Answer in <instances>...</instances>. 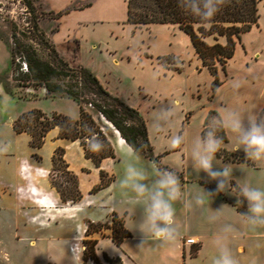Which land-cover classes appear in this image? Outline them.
<instances>
[{"label": "crops", "instance_id": "obj_1", "mask_svg": "<svg viewBox=\"0 0 264 264\" xmlns=\"http://www.w3.org/2000/svg\"><path fill=\"white\" fill-rule=\"evenodd\" d=\"M42 1L48 5L52 12L58 14V18L55 20V29L51 33V40L58 51L71 64L81 65L90 69L110 92L142 114L146 120L148 137L153 147L154 155L158 157L159 162L163 166L175 171L180 178L182 198L175 204L176 219L180 226L177 238L173 241L164 242L145 232L148 243L142 248L138 246L143 237L136 235V230H133L134 224L140 215V210L133 201V197L124 195V201L128 204L134 203L137 207H117L116 198L114 197V183L97 192L96 196L105 193L112 196V198L110 197V206L107 207L106 221L102 223L110 224L112 215L116 214L123 220L125 228L132 234V237L124 239L120 245H117L110 237V234L99 235L95 233L92 238L98 242L96 253L101 262L110 264L104 261L102 257L104 253L99 249L102 240L110 239L119 248L112 251V253L106 254L110 258H120L123 264H210L211 257L214 254L211 236L216 224L230 222L239 228L241 233L240 238L233 244V251L241 260V264H247V259L253 255L257 257L258 264H264V225L251 227L245 223L239 213L245 211L246 206H235L236 198L234 196L223 192L214 193L212 197L204 194L203 189L206 192L213 193L216 185L214 181L208 182L205 178H199V175L193 171L188 145L169 149L168 147L156 146L151 142V126L150 120L147 118L152 111H155L152 101L154 100V103L158 101L156 98L158 97L157 84L153 79H135L125 73V64H128L126 60L131 59L127 54L125 55V52L121 53L116 45L111 44L114 39L117 40L119 38L121 31H123L121 27L128 23V0ZM103 41L107 42V47L104 50H102ZM221 41L223 42L224 40ZM208 42L213 43L214 41L208 39ZM196 56L202 66V61L197 54ZM135 57L142 58V54ZM156 59L159 61L158 56ZM97 60L101 64H98ZM230 61L225 71L219 68L218 77L221 83L215 90L213 88L215 76L206 67H202V70L197 68L200 72L208 71L210 79L208 80V88L205 93L199 95L200 92L197 90L200 100L195 108H190L191 112L187 116V121L190 118V122L185 128L184 134L189 141L202 133L210 112L220 114L225 107L237 106L241 109H251V112L258 116L264 115V74L258 76L250 71L232 70L229 64ZM236 79L243 81V86L238 91H234L231 88V82ZM43 92L46 94L44 89ZM7 93L9 92L7 91ZM50 132H54V136H56L54 140L59 141L53 149L63 148L65 150L67 167L71 173L78 176L80 191L82 194H90L89 192H92L101 181L100 177L94 176V179H90L86 176L84 169L92 172V166L84 161L86 158L80 143L78 141L60 139L58 129ZM225 134L227 141L222 143L221 149L233 154L234 157L242 158V160H224L217 155V163L221 166L228 165L233 169V183L240 184L246 179L248 182L264 188V161L245 160L243 151L238 149L234 135L227 129H225ZM112 143L116 157L104 160L103 167L114 162L119 154L125 156V153L130 150L129 145L120 135H115ZM22 158L23 160L20 162L22 165L20 164L15 171L16 176L21 178L22 183L16 188L11 184H4L0 191V196L3 194L12 196L14 194L15 200L18 201L15 207L17 212L19 208L25 210L23 213L26 217L24 225L37 233V237L30 241L33 251L37 250L39 244L43 247V260L37 263L95 264L92 261L84 262L82 260L84 248L78 247L83 241L84 236L82 234L86 231L84 227L81 235L56 237L50 233L52 227L58 224L56 219L62 217L66 211H72L68 208H72V206L65 204L63 205L64 209H56L55 204L60 199L56 195H49L44 189V185L40 187L35 184V178H26L24 176L27 166L33 164V153L28 152V155ZM144 161H149L153 165V161L140 156L139 163H144ZM50 163L52 164L51 160L48 165ZM95 173L97 174V172ZM204 175V173H201L200 177H204ZM29 189H34L30 195L35 197V202L28 204L25 208L21 204L23 202L21 196L26 194ZM197 193L202 195L203 203L199 206L194 203L190 207L186 206L184 203L185 199H190L191 196ZM42 195L46 196V200L43 199L42 204H39L37 202L40 200L38 197ZM86 199L82 201V205L81 203L74 205L73 211L78 212L93 201V199L87 201ZM222 205L223 208L218 214L216 223H209L207 218L209 215L214 214L212 210H219ZM26 209H32L35 214H39V216L42 214L44 217L42 220L37 221L36 217H34L35 214L30 215ZM17 224L20 223L17 222ZM135 238L139 241L133 247V244L129 243ZM188 238H194L196 244H186L185 240Z\"/></svg>", "mask_w": 264, "mask_h": 264}, {"label": "rangeland", "instance_id": "obj_2", "mask_svg": "<svg viewBox=\"0 0 264 264\" xmlns=\"http://www.w3.org/2000/svg\"><path fill=\"white\" fill-rule=\"evenodd\" d=\"M29 4H31V7ZM258 8V24L254 25L250 31L242 34L229 64L232 70L250 71L262 76L264 74V3H260ZM54 17L55 15L52 14L48 5L42 0H0V35L9 37L12 32V26L16 25L20 32L25 33L28 38H33L34 30L32 26L36 19L40 29L44 31L46 38L52 43L51 33L55 29L56 20ZM121 28H123V31H121L119 38L117 40L114 39L111 44L116 45L121 53L125 52V55L127 54L131 59L126 60L128 64H125L126 71L124 70V72L135 79H153L157 84L158 97L156 98L158 101L155 103L154 100L152 101L155 111L170 102L174 103L175 119L171 126L157 132L152 127V117L155 111H152L147 118L150 120L151 142L159 147H167L165 136L170 132L182 131L184 133L186 126L190 122V118L187 121V116L191 112L190 108H195L200 100L197 90L200 92L199 95L205 93L208 88L207 83L210 79V73L197 70V68L202 70L203 66L197 59L189 36L178 26L158 24L151 27H136L127 23ZM106 43L103 41L102 50L106 49ZM8 47L6 41L0 38V191L6 183L11 184L15 188L22 183L21 178L16 176L15 171L21 164L22 157H26L28 152H32L33 164L27 166L24 176L26 178H35V184L40 187L44 185V189L49 195H56L60 199L55 204L56 209H64L63 205L65 204L72 206V208L68 207L72 211H66L63 216L61 215L62 217L56 219L58 224L52 227L50 233L56 237L81 235L83 227L87 229L90 221L94 222L96 227L106 221L107 207L110 206V197L112 198V196L108 193L96 196L97 192H89L90 194L88 195L83 194V198L79 202L81 205L85 198H87L86 201L91 199L93 201L82 209H78V212L73 211V207L76 204L64 203L61 200L60 193L57 191V187H59L70 193L74 188L72 175L66 173L70 169L60 163L56 165L55 169L53 162L48 165L50 160L53 161L55 155L57 157L60 156V152L56 151L61 148L53 149L59 142L54 140L56 137L54 136L55 133L50 132L47 135L41 148L32 149L29 136L26 134L17 135L13 129L16 120L20 116L32 111H41L48 116L62 115L71 119H79V106L66 97L48 98L42 88H37V90L18 89L12 81V59L11 51ZM35 47L42 58H50L47 49L37 44H35ZM139 54H142V58L135 57L136 55L139 56ZM157 56L158 58L172 57L177 61L171 59L168 60L170 64L165 65L157 61ZM18 65L22 66V72H26L24 65L20 61H18ZM71 65L74 68L79 67L75 64ZM8 86H10L12 93H7ZM115 132L117 131L111 130L112 141L115 138ZM124 158L125 156L119 154L114 162L106 167H103V162L100 168H96L91 161L84 159L92 166V172L87 169H84V171L88 178L94 179V176H97L100 177V181V171H104L108 174L105 182L111 177L113 179L111 184H115L114 197L116 198V206L134 207L136 206L134 203L128 204L124 201L125 196H132V194L119 188V178ZM63 160L67 164L65 150ZM141 164L150 169L152 168V164L149 161H144ZM75 176L78 178L77 175ZM114 180L116 181L114 182ZM78 184L80 187L79 179ZM29 190L21 196L23 200L21 204L25 208L28 204L35 202V197L30 195L34 189ZM43 197L46 196H39L38 199L41 200L42 198L43 200ZM37 202L41 204L39 200ZM17 204L18 201L15 200L14 194L12 196L8 194L0 196V264H38V261L42 262L43 260V247L39 244L37 250L33 251L30 241L37 237V233L24 225V222H26V217L23 214L25 210L19 208L17 212L15 208ZM26 210L29 211L30 215L35 214L32 209ZM34 217L38 221L42 220L44 216L35 214ZM17 222L20 224H17ZM110 233L111 231L106 230L97 234ZM82 235L84 236L83 239H85V233ZM136 235L142 236L138 230H136ZM138 241L135 238L129 244H133L134 247ZM78 247L84 248L82 243ZM117 248L119 247L110 239L102 240L99 245L100 251H103L104 254L112 253Z\"/></svg>", "mask_w": 264, "mask_h": 264}, {"label": "trees", "instance_id": "obj_3", "mask_svg": "<svg viewBox=\"0 0 264 264\" xmlns=\"http://www.w3.org/2000/svg\"><path fill=\"white\" fill-rule=\"evenodd\" d=\"M264 0H227L217 15L206 24H201L195 18L182 11L177 0H128V23L136 27H149L154 24L176 25L183 30L192 42V45L202 61V66L210 70L215 76L214 90L220 85L218 70H226L228 62L233 58L236 47L241 40L242 34L251 30L258 24L259 5ZM31 4H29L30 6ZM31 7V6H30ZM54 19L58 18L55 14ZM33 38H28L25 33L12 26L9 37L0 35L5 40L11 51L12 81L18 89L42 88L48 98L66 97L74 101L80 109L79 119H71L62 115L48 116L41 111H32L20 116L13 129L16 134H27L30 137L32 148H41L48 133L54 129L59 130V138L73 142L78 141L84 151L86 159L93 162L96 168H100L106 159L116 157L115 148L111 140V130L118 131L119 135L130 145L139 146V156L147 158L162 168L158 157L153 153V147L149 141L146 120L135 108L130 107L118 96L110 92L88 68L79 66L74 68L71 63L58 51L56 45L46 38L44 31L40 29L36 19L32 26ZM208 39L214 42L209 43ZM221 40H224L223 42ZM35 44L48 50L50 58H42ZM176 60L172 57H161L159 62L170 64L168 60ZM20 61L26 65V72H22ZM177 61V60H176ZM7 91L12 93L10 86ZM210 115H216L210 112ZM207 117V119H208ZM206 119V120H207ZM206 123V122H205ZM91 128L99 134L105 147L99 152H91L87 148L88 132ZM224 142L227 141L225 130L223 131ZM60 156L53 157V167L58 163L64 164V150L59 149ZM224 160H242L234 157L224 149L217 154ZM74 188L67 193L66 190L57 187L64 203H79L83 194L80 191L78 178L71 172ZM101 184L93 189L98 192L108 187L113 179L104 171H100ZM246 206V205H244ZM111 231L110 237L117 244L132 237L125 228L124 222L116 214L112 215L110 224L96 225L89 222L85 231V239L82 260L92 261L95 264H103L96 253L97 240L91 238L95 233ZM103 259L110 264H123L120 258H110L104 254Z\"/></svg>", "mask_w": 264, "mask_h": 264}, {"label": "clouds", "instance_id": "obj_4", "mask_svg": "<svg viewBox=\"0 0 264 264\" xmlns=\"http://www.w3.org/2000/svg\"><path fill=\"white\" fill-rule=\"evenodd\" d=\"M227 0H177L178 7L201 24L209 23L221 10ZM243 81L236 79L231 82V88L238 91ZM175 119L174 103L159 107L152 117V127L159 132L173 124ZM227 129L235 137L238 149L242 150L245 160L264 161V115H256L251 109H241L237 106L225 107L220 114L210 115L202 133L188 140L182 131L170 132L165 136V144L169 149L188 145L191 166L199 178L215 182L213 193L204 194L212 197L214 193H227L236 198L235 206L246 205V210L239 215L251 227L264 225V188L246 179L243 183H233V169L228 165L217 163V154L224 142L223 131ZM87 148L91 152L104 149L102 137L87 128ZM125 153L124 164L119 178V188L132 194L133 201L140 210L139 218L133 230L142 234L139 248L148 243L144 233L148 232L161 241H173L179 234V224L176 219L175 204L182 198L180 178L177 173L168 168H162L153 162L152 168L139 163V146L130 145ZM151 173V174H150ZM204 173V177L200 174ZM186 206H199L203 197L197 193L190 199H185ZM219 210H212L208 216L209 223H216ZM241 236L239 228L230 222L216 224L211 241L214 254L210 264H241V260L233 251V244ZM247 264H258L256 256H250Z\"/></svg>", "mask_w": 264, "mask_h": 264}, {"label": "built area", "instance_id": "obj_5", "mask_svg": "<svg viewBox=\"0 0 264 264\" xmlns=\"http://www.w3.org/2000/svg\"><path fill=\"white\" fill-rule=\"evenodd\" d=\"M24 68H25V70H27L26 65H24ZM185 243L186 244H196V241L194 240V238H188L185 240Z\"/></svg>", "mask_w": 264, "mask_h": 264}, {"label": "bare ground", "instance_id": "obj_6", "mask_svg": "<svg viewBox=\"0 0 264 264\" xmlns=\"http://www.w3.org/2000/svg\"><path fill=\"white\" fill-rule=\"evenodd\" d=\"M115 134H116V135H119V133H118V132H115ZM43 199H45V200H46V198H45V197H44ZM39 202L42 204V202H43V201H42V198H41V200H39Z\"/></svg>", "mask_w": 264, "mask_h": 264}, {"label": "water", "instance_id": "obj_7", "mask_svg": "<svg viewBox=\"0 0 264 264\" xmlns=\"http://www.w3.org/2000/svg\"><path fill=\"white\" fill-rule=\"evenodd\" d=\"M118 132V131H117Z\"/></svg>", "mask_w": 264, "mask_h": 264}]
</instances>
